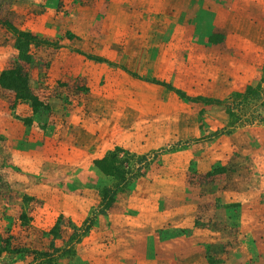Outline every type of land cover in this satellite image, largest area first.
Here are the masks:
<instances>
[{
  "label": "rangeland",
  "instance_id": "1",
  "mask_svg": "<svg viewBox=\"0 0 264 264\" xmlns=\"http://www.w3.org/2000/svg\"><path fill=\"white\" fill-rule=\"evenodd\" d=\"M111 2L0 0V74L25 66L38 99L0 84V126L16 122L0 132V264H264V124L231 128L223 106L264 49L237 69L246 52L186 60L180 23ZM116 149L131 181L106 215L96 161Z\"/></svg>",
  "mask_w": 264,
  "mask_h": 264
},
{
  "label": "crops",
  "instance_id": "2",
  "mask_svg": "<svg viewBox=\"0 0 264 264\" xmlns=\"http://www.w3.org/2000/svg\"><path fill=\"white\" fill-rule=\"evenodd\" d=\"M135 3L132 5V0H112L110 7L111 14L120 13V10L125 11L124 14H129L131 16H126L129 19L140 18L141 21L147 22L154 18L155 15L162 14L163 16L168 15L170 22H178L179 29L182 32H179V35L184 32L185 45L189 49H184L181 51V55L184 59L195 60L197 59L200 62V58L203 56H208V51L211 49H217L220 53V49L223 55L235 54L236 52H246V57L231 59L228 63V68L237 69L239 67H245L251 63L252 58L258 52L264 49V12L260 15H256V8L258 0H144V3ZM264 3L263 0H261ZM136 3L141 5V9H135ZM132 6V10H130ZM134 10V11H133ZM123 14V12L121 13ZM109 12H107V17ZM176 24L173 25V28L176 27ZM153 25V24H151ZM150 25V26H151ZM183 25V26H181ZM178 29V30H179ZM151 30L148 33H152ZM213 33L219 34L220 39L218 41L212 42L209 37ZM151 36V35H149ZM216 50V52H217ZM228 52V54H226ZM220 55V54H219ZM195 56V57H193ZM202 56V57H200ZM197 57V58H196ZM252 57V58H251ZM216 62H219L218 68L226 67L224 63L220 60V57L214 59ZM237 62L235 63V61ZM235 63V64H234ZM250 66V65H249ZM230 75L223 77L220 75V81L228 78ZM233 76V75H231ZM32 114L31 111L24 113L27 117ZM34 115V113L32 114ZM21 116V115H20ZM86 123V120L81 119L80 122ZM84 127H88L85 126ZM13 124H16L14 122ZM7 126V130L4 128V124L0 126L1 133H12L11 126ZM77 123H75L76 125ZM74 125V126H75ZM77 130V138L83 137L86 133H91L92 128H83L82 126ZM77 138H74L76 142ZM85 147H88L85 145ZM122 213H125V216L129 217V214L134 213L135 210L129 209L128 207H122ZM121 208V209H122ZM130 210V211H129ZM116 211V206L110 207L106 212V215ZM133 215H130L132 218ZM130 220V223L134 221ZM129 220L122 221V224L127 225ZM141 222L135 223V226H139ZM144 228V227H143ZM190 238V237H189ZM190 241V239H189ZM164 243L161 242V244Z\"/></svg>",
  "mask_w": 264,
  "mask_h": 264
},
{
  "label": "trees",
  "instance_id": "3",
  "mask_svg": "<svg viewBox=\"0 0 264 264\" xmlns=\"http://www.w3.org/2000/svg\"><path fill=\"white\" fill-rule=\"evenodd\" d=\"M17 41L19 42L20 40L17 39ZM17 49L19 50V56H21L20 60H23L25 47L18 44ZM24 62H27V60L24 59ZM0 84L6 89H13L18 99L31 100L34 108L36 107L38 99L34 96L29 86L28 73L25 66L17 64L3 70L0 74ZM223 106L228 116V126L231 128L253 123L264 124V69L255 84H248L243 90L231 93L228 98L223 100ZM120 152H122L120 149L110 151L96 161V165L103 172L113 177V183L100 190L101 203L98 213H105L114 202L117 193L121 191V184L125 188L131 181L125 175L127 169L123 170L125 168L122 166L123 158L119 157ZM139 175L136 174V176ZM89 227L90 225L88 224L85 231Z\"/></svg>",
  "mask_w": 264,
  "mask_h": 264
}]
</instances>
